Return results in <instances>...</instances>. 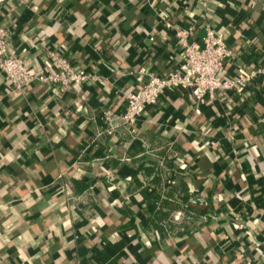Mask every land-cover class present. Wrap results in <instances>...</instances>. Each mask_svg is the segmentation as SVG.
<instances>
[{
	"label": "crops",
	"instance_id": "obj_1",
	"mask_svg": "<svg viewBox=\"0 0 264 264\" xmlns=\"http://www.w3.org/2000/svg\"><path fill=\"white\" fill-rule=\"evenodd\" d=\"M24 1L0 2V23H16L34 70L41 41L102 80L55 99L45 86L9 94L0 72V264H264V75L253 100L203 115L171 92L136 136L107 134L101 117L125 108L130 70L164 74L179 52L152 4L177 27L195 20V40L207 23L224 30L237 53L226 75L264 63V0ZM80 97L85 109L67 111Z\"/></svg>",
	"mask_w": 264,
	"mask_h": 264
},
{
	"label": "built area",
	"instance_id": "obj_2",
	"mask_svg": "<svg viewBox=\"0 0 264 264\" xmlns=\"http://www.w3.org/2000/svg\"><path fill=\"white\" fill-rule=\"evenodd\" d=\"M13 5H21L24 0H0ZM188 6V4H186ZM152 9L159 20L176 32V48L178 54L171 56L173 64L164 74H159L150 67L149 62L128 74L134 76V87L125 92L126 105L121 112L110 108H102L104 131L113 134L119 128L129 130L136 136L140 130V120L151 106L159 104L161 99L174 91H188V98L195 106L197 115H203L205 108L217 109V102L226 98L240 101L254 99V86L258 78L264 75V63L253 64L235 70L233 74L223 75L228 62H233L237 53L227 42L224 30L212 23L204 27L201 40H195L192 35L193 24L188 27H177L172 20L171 9H158L153 4ZM16 23L5 25L0 23V72L4 76L7 93H16L27 89L45 86L55 99L62 96L72 86H85L90 82L102 80L88 68L77 66L69 55L60 47H50L45 42L35 44L36 51L46 49V59L40 58L37 71L27 62V48H20L14 43ZM85 98L76 99L67 111L81 112L85 109ZM229 111V105L224 104ZM65 112L61 113L64 114ZM214 117V116H212ZM181 170H187L188 162L183 160L178 165ZM76 264H107L101 261H78Z\"/></svg>",
	"mask_w": 264,
	"mask_h": 264
},
{
	"label": "trees",
	"instance_id": "obj_3",
	"mask_svg": "<svg viewBox=\"0 0 264 264\" xmlns=\"http://www.w3.org/2000/svg\"><path fill=\"white\" fill-rule=\"evenodd\" d=\"M187 162H188V167H189L191 165V162L189 160H187Z\"/></svg>",
	"mask_w": 264,
	"mask_h": 264
}]
</instances>
